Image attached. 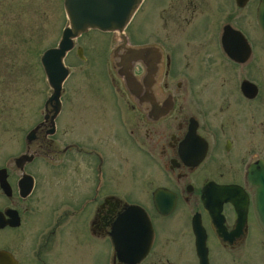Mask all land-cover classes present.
<instances>
[{
    "label": "flooded vegetation",
    "instance_id": "flooded-vegetation-1",
    "mask_svg": "<svg viewBox=\"0 0 264 264\" xmlns=\"http://www.w3.org/2000/svg\"><path fill=\"white\" fill-rule=\"evenodd\" d=\"M258 2L142 0L136 12L142 37L152 18L150 40L130 41L132 19L124 42L98 30L102 42H77L89 31L74 40L63 58L60 142L55 117L52 132L40 124L28 144L23 137L22 153L0 156V264H264L247 180L250 165L264 168V90L239 74L264 63L254 37L258 31L264 43ZM241 11L253 19L252 34ZM124 48L140 49L131 64L137 96L117 74ZM243 80L255 86L251 97ZM244 111L248 125L239 120ZM50 167H60V187L47 178L43 202ZM60 199L72 209L60 214ZM130 205L149 226L118 218ZM69 228L76 253L60 250Z\"/></svg>",
    "mask_w": 264,
    "mask_h": 264
},
{
    "label": "rangeland",
    "instance_id": "rangeland-1",
    "mask_svg": "<svg viewBox=\"0 0 264 264\" xmlns=\"http://www.w3.org/2000/svg\"><path fill=\"white\" fill-rule=\"evenodd\" d=\"M241 13V25L252 34L253 19L248 16L244 19L243 11ZM139 16V11L135 12L132 21L125 29L126 35L134 43L150 40L152 34L153 20L150 18V24L147 25L148 28L143 32L142 37ZM65 24L62 0H0V156L22 153L25 133L42 118V103L49 94V88L39 64V56L45 48L56 44ZM88 31V34L77 42H102L105 38V35L94 30ZM255 34L256 47L259 51L260 48H264V43L258 31ZM67 64H73L71 58L68 59ZM259 69L260 71L257 72ZM239 74L259 81L264 90V63L258 69L256 65L243 67ZM248 115L247 111L241 113L240 122L248 125ZM55 121L58 128L57 138L60 142V112ZM46 172L49 177L45 175L42 177L41 182L43 178L44 180L39 188L43 202L47 201V198L43 197L41 190L47 178H50V183L52 181L53 189L60 187V167L47 168ZM57 199L56 194L51 195L53 205L57 204ZM67 205L60 199V214L66 209H72L73 205ZM45 208L48 206L46 205ZM88 216L85 217L83 214V218ZM76 217L77 214L74 213L67 219L74 220ZM71 229L69 228L67 233L64 232L65 238L60 247L61 250L64 245L67 246L64 247L65 252L70 253L79 250L76 240L71 238ZM67 234L71 239L66 237ZM98 259L99 256L97 262Z\"/></svg>",
    "mask_w": 264,
    "mask_h": 264
},
{
    "label": "water",
    "instance_id": "water-1",
    "mask_svg": "<svg viewBox=\"0 0 264 264\" xmlns=\"http://www.w3.org/2000/svg\"><path fill=\"white\" fill-rule=\"evenodd\" d=\"M142 0H62V8L66 17V24L60 31L59 38L54 46L45 48L39 56V64L42 69L45 82L50 89V93L44 101L45 111L42 120L30 129L24 136L26 144L33 138V133L38 125L47 123L50 126L48 132L53 131L54 118L59 111L60 85L67 75V69L63 64V58L68 50L72 48L74 40L88 30H98L101 32H118L124 42L122 32L131 20ZM243 5L245 0H237ZM256 24L260 32L264 35V0H259L256 8ZM234 36L244 39L238 31L232 30ZM225 49L232 47V42L225 39V29L221 38ZM125 56L116 57L117 74L122 77L128 91L137 96L139 91L138 83L131 73V64L139 59L140 49L124 48ZM241 91L247 97H251L255 91V86L247 80L241 82ZM51 106L47 111L46 106ZM26 154L20 155L16 162L23 161ZM247 180L254 187L253 205L256 219L260 227L264 230V168L254 169L250 165L247 169ZM158 192L153 196L156 198ZM223 200H230L237 204L234 198H229L224 194ZM244 204V202H243ZM160 210L162 214L170 211ZM119 219H140L144 220V226H149L145 212L137 206H128L119 216ZM148 222V223H147Z\"/></svg>",
    "mask_w": 264,
    "mask_h": 264
}]
</instances>
